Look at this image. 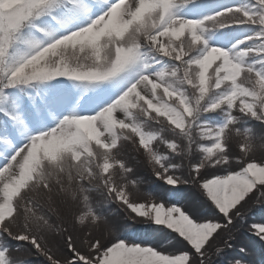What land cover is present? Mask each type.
<instances>
[{
  "label": "snow or ice",
  "instance_id": "obj_1",
  "mask_svg": "<svg viewBox=\"0 0 264 264\" xmlns=\"http://www.w3.org/2000/svg\"><path fill=\"white\" fill-rule=\"evenodd\" d=\"M198 3L0 0V264H18L9 240L26 243L48 264H209V249L223 233L229 236L213 253L232 246L231 230L244 206L257 197L264 202V137L257 144L252 130L241 127L246 119L264 124V67H256L264 65V0L202 17L184 14ZM244 25L254 26V34L231 49L213 44L217 33ZM239 45L245 48L236 51ZM252 57L261 59L249 63ZM68 84L95 93L94 110L69 107ZM213 113L221 123L207 120ZM152 125L176 133L166 142L172 159L205 154L189 163L187 177L176 175L169 156L157 150L161 138ZM233 134L243 137L237 152ZM201 141L211 146L200 147ZM128 142L167 184L197 185L217 216L197 222L181 207L165 210L158 200L134 198L128 180L133 170L122 159ZM233 155L241 157L238 171ZM220 166H227L223 175L205 172ZM73 184L81 201L75 192L68 198ZM93 191L144 223L166 226L186 250L161 254L121 239L95 210ZM89 217L91 231L76 229L77 220L84 225ZM253 231L264 241V224ZM48 233L66 250L63 259L48 247Z\"/></svg>",
  "mask_w": 264,
  "mask_h": 264
},
{
  "label": "rangeland",
  "instance_id": "obj_2",
  "mask_svg": "<svg viewBox=\"0 0 264 264\" xmlns=\"http://www.w3.org/2000/svg\"><path fill=\"white\" fill-rule=\"evenodd\" d=\"M131 2V0H129ZM255 0H199V3L195 7V9L186 10L184 14L188 16L194 17H202L216 11H219L225 7H235V6H245L248 8H252ZM255 31L254 26L244 25L240 27H232L229 29H225L222 32L216 34L215 39L213 40V44L217 46H222L225 50H229L232 48L234 44H237L241 39L253 35ZM245 45H239L236 51L243 50ZM249 63L253 60L261 59V57H252L246 58ZM83 63H89L88 60H83ZM256 67L259 69L264 67V65L257 64ZM68 89L71 90V103L69 107L77 108V110L90 111L94 110L97 103V95L90 91H85L82 87H78L74 84H68ZM34 93V92H33ZM111 95V92L105 93V98ZM81 97H84L88 103H84V100H81ZM79 102V103H78ZM214 114V113H213ZM139 115V114H136ZM210 115V114H209ZM208 120V118H207ZM209 121V120H208ZM211 123V122H210ZM156 126V127H155ZM160 125H152V129L157 130L158 133L160 131ZM166 133H164V140L161 143V149L164 152H168L166 142H172L176 136V133L172 132L170 129H165ZM159 135V134H158ZM162 139V137H161ZM243 137L240 135L233 134L232 144H233V152H237L238 149L235 145L242 140ZM177 143L183 144L186 141L177 140ZM211 146V141H201L200 147ZM201 153L205 155L202 151ZM260 153L257 154V156ZM192 164H198L200 160L204 157L201 155L191 156ZM239 155H233L230 157L232 161V166L235 170H239L237 165V161L235 159L240 160ZM122 159L126 161L128 167H130L133 171L130 173V177L128 180L129 183V191L132 192L133 197L141 196L146 199L158 200L160 203L165 204V210L169 206L181 207L182 210H186L188 214H190L197 222H207L205 218H211L217 216V211L212 207L211 202L206 198V195L202 192V190L193 183L186 184H177L170 185L167 184L164 180L159 179L152 172L151 165L147 162L146 157L143 153L135 151L131 142H128L127 146L123 150ZM181 157L178 156L177 162H172L169 167L176 172V175H184L187 177L188 175V167L185 165V161L183 164H180ZM182 161V160H181ZM177 165H182L177 168ZM227 166H220L218 168H208L205 169L206 173L215 172L216 174L223 175L224 169ZM46 172L52 173L50 179L55 180L56 172L54 169H46ZM65 185L67 186L66 175L61 177ZM209 178H212L209 176ZM117 180L119 181V174L117 175ZM135 181V183H134ZM202 182V181H201ZM148 183V184H146ZM146 186H145V185ZM179 189L180 197L174 198L168 190L171 189ZM26 191V189H25ZM193 191V192H192ZM72 192H75V201H81L79 191L75 184L72 185L71 190L67 193L68 198L72 199ZM91 201H96L94 204H97L99 199H102L101 195L97 193V191H93L90 193ZM118 204L122 209L115 208L113 212H107L105 217H107L110 223L113 225V231L123 240H133L136 241L139 246H149L153 247L154 250H160L161 254H182V250H186V244L182 241V239H177L176 234H174L171 230L167 229L164 225H158L156 223H147L150 229V236H144L146 230L148 233V229L143 227L137 222H143L145 218H141L136 214L129 215V212L126 211L118 201H114ZM261 202L257 197L248 202L242 209V215L244 216L246 208L248 209L250 205ZM98 205V204H97ZM81 207V204L78 206ZM81 209V208H80ZM61 212H65V208L63 205H60ZM76 206L73 207V211H76ZM135 217V218H133ZM90 217L84 220V225H80L78 220L75 222V227L81 231H91V227L89 226ZM132 224H130V222ZM133 221V222H132ZM248 219L244 217L239 219L235 225V227L231 230V247L224 249L226 253V260H229L231 257L235 260L243 259L246 264H264V241H262L253 231L254 225H262L264 224L263 219L254 218L251 222H248ZM215 222V221H214ZM223 222V221H219ZM135 225V227H133ZM70 225L65 223L64 227H69ZM124 230H130V234L125 235ZM247 231V232H246ZM133 232V234H132ZM245 232V233H244ZM55 233H48L46 239L51 241L48 246L52 249L53 253L63 259L64 256L67 255L66 250L60 249L58 245L55 243ZM128 235L133 239L127 238ZM228 233H223L220 238L216 240L213 249L219 245L221 248L223 244L221 241L223 239L228 238ZM135 239V240H134ZM8 247L13 250V255L17 258V261L24 260L28 258V256L34 253V249L28 246L26 243L9 240ZM213 249H209V262H213L215 256L217 254L213 253ZM244 249V251H241ZM230 251H233L230 253ZM230 253V254H229ZM225 261H220V264H223ZM231 260L229 263L232 264Z\"/></svg>",
  "mask_w": 264,
  "mask_h": 264
},
{
  "label": "trees",
  "instance_id": "obj_3",
  "mask_svg": "<svg viewBox=\"0 0 264 264\" xmlns=\"http://www.w3.org/2000/svg\"><path fill=\"white\" fill-rule=\"evenodd\" d=\"M32 92H34L35 93V90H31ZM207 118H208V120H209V122H211L212 124H219V123H221L222 122V120H223V117L219 114V113H214V114H210V115H208L207 116ZM156 127V126H155ZM241 127H244L243 129H242V131H247V130H249V129H251L252 130V132H253V135L257 138V144H259V140H260V138H262V137H264V124H261L260 122H258V121H256V120H254V119H246L245 121H243L242 123H241ZM160 128V131H159V137L161 138L162 137V139H161V143H163V140H164V133H166V131H164L165 129H163V130H161V127H159ZM242 137V136H241ZM185 143V142H184ZM183 143V144H184ZM157 150L158 151H160V154L161 155H163V156H169V152H164L162 149H161V145H158L157 146ZM258 153H260L259 151H257V154ZM197 154V156H199V155H201V157L203 156L204 157V155L201 153V151H199V150H197V151H195V152H193L192 154H190L189 155V157H188V159H186L185 160V165L188 167V165H189V163H191L192 162V159H193V157L191 158V156H195ZM260 155H261V153L257 156V158L259 159L260 158ZM169 158H170V160H171V163L172 162H177V161H175V160H177V158H178V156L177 157H175V159H172L171 158V156H169ZM179 161H180V164H182L183 166H184V164H183V162L179 159ZM235 161H239V159L237 160V159H235ZM134 183H135V181H134ZM146 184H148V183H146ZM145 185V184H144ZM146 186V185H145ZM179 189H171V190H168L170 193H171V195L172 196H174V198L176 197V198H179L180 197V193H179V191H178ZM193 192V191H192ZM97 193H99L100 195H101V197H102V199H99V201L97 202V204H94V202H96V201H91L92 202V204H93V206L95 207V210L98 212V213H100V214H102V215H104L105 216V214L107 213V212H113V210L115 209V208H119V210H121L122 208L118 205V204H116L114 201H111L110 199H108L107 197H106V195L104 194V192L103 191H97ZM80 194V198L82 199V195H81V193H79ZM82 207H83V205H82V203H81V209H82ZM45 211H47V209H45ZM245 219H248L250 222H251V220H254V218L255 217H257V219H263L264 218V202H256V203H254V204H252V205H250V207L247 209L246 208V210H245V213H244V216H243ZM248 221V222H249ZM130 222V224H132L131 223V221H129ZM133 222V221H132ZM249 222V223H250ZM137 224H139V225H141V226H143V227H146L147 229H148V233H146L147 231L146 230H144L145 231V234H144V236H150L151 234H150V229H151V227H149L148 225L149 224H147V223H144V222H141V221H139V222H137ZM247 232V231H246ZM124 233H125V235H127L128 233L130 234V230H124ZM245 233V232H244ZM132 234H133V232H132ZM131 235V234H130ZM127 238H130V239H133L132 237H130L129 235H128V237ZM135 240V239H134ZM49 247V246H48ZM35 251V250H34ZM231 252H233V251H230V253ZM229 253V254H230ZM234 258V257H233ZM232 257L229 259V260H227V261H225L227 258H226V253H225V250L223 251V252H221V253H218L217 254V256H215V258H214V260H213V262L211 263V262H209V264H220V261H225L223 264H231V263H229L231 260H235V259H233ZM18 264H48V262H47V260H46V258L44 257V256H42V255H40V254H38L36 251L34 252V253H32V254H30L29 256H28V258H25L24 260H20V261H18Z\"/></svg>",
  "mask_w": 264,
  "mask_h": 264
}]
</instances>
